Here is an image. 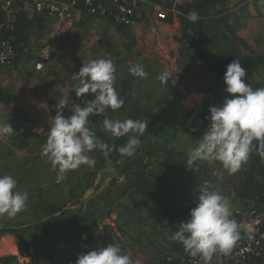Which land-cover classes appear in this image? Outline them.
I'll return each instance as SVG.
<instances>
[{
  "label": "rangeland",
  "instance_id": "374dc122",
  "mask_svg": "<svg viewBox=\"0 0 264 264\" xmlns=\"http://www.w3.org/2000/svg\"><path fill=\"white\" fill-rule=\"evenodd\" d=\"M225 4L224 7L216 6L217 8L211 11L215 17L212 28L219 32L226 31L230 35V29L226 26L229 24L240 37L248 41V45L251 43L255 47L256 39H264V16H258L264 3H261V0H226ZM144 16V19L132 28L130 34L125 36L111 21L92 18L64 31L59 38L51 35L49 23L44 17H28L30 20L34 19V26L30 25V29L25 31V42L21 43L25 46L20 51V55L23 53L20 61L15 65H0V84L16 96L13 106L0 105V123L8 122L14 128L13 134L0 137V176H13L18 182V190L28 192L29 199L23 212L15 218L0 217V221L32 224L42 207L50 201L62 203L67 200L70 188L77 185L83 174L97 171V165L100 169L103 168L100 159L104 158L94 150L88 153L96 161L94 168L81 166L78 170L68 172L66 179L61 183H56V172L47 158L41 155L42 146L46 143L47 133L50 131L51 119L57 114L58 101H66L64 115L67 118L72 115L76 104L84 106L87 101L94 99L92 94H86L85 97L76 96L73 88L79 82L73 80L72 75L77 74L83 64L97 59L111 60L115 65V88L124 100V105L115 111L109 108L106 112L108 115L91 116L89 119L95 134L111 136L103 129V120L106 117L111 120H126L134 106L138 105L143 112L154 111L167 102L165 97L168 93L169 100L173 99V91H168L167 86L162 87L157 79V76L167 69L174 73L175 84L171 87L182 92L180 104L187 110L183 116L195 134L180 133L177 142L170 145L171 157L175 156L174 160L155 158L148 170L152 173H163V170L168 172V168L178 164L179 169L186 171L182 175L184 180L178 187V190L181 188L182 191L175 198L184 205L197 204L198 188L205 182H209L213 190L218 191L230 202L232 210L238 205L228 181L233 174H229L219 162L210 164L197 161L189 168L186 157L183 156H189L190 151L198 147L199 140L202 139L201 133L195 132L202 125L198 116L201 112L198 110L206 95L202 89L204 84L208 86L206 83L214 82V77L208 76L207 72L197 66H189L187 53L182 52V45L174 37L175 33L180 35V13L174 18L175 24L167 23L170 27L166 28L159 27L160 22L156 23L154 13H144ZM240 17L243 18L240 20ZM235 18L239 19V22L234 21ZM168 32L173 35V39L167 36ZM46 54H49L48 61L44 60ZM137 64L144 66L148 73L147 79H138L130 74L129 69ZM260 80L261 74L255 73L251 76L253 86L260 85ZM127 81L133 85L129 93L132 94L131 98L121 95ZM222 103L219 100L214 106ZM105 169L97 173L100 172V175ZM110 179H106L104 186L109 184ZM72 183L75 184L72 186ZM88 190L95 191L93 187ZM122 204L125 208L119 207L109 217L104 218L101 228L110 225L115 229L118 236L116 244L123 254L132 257L134 264L136 261H139V264H149L152 261L160 264L163 256L167 255L164 251L170 250L168 242H173L170 232L177 231V226L158 217L153 206L140 205L135 210V205L126 199ZM67 218H71V214ZM100 234L98 230L95 231L97 240H100ZM139 235L142 238H139ZM0 254L16 257L17 264H34L31 257L20 254L17 239L13 236H7L0 242ZM65 263L66 261H63L60 264Z\"/></svg>",
  "mask_w": 264,
  "mask_h": 264
},
{
  "label": "trees",
  "instance_id": "16d2710c",
  "mask_svg": "<svg viewBox=\"0 0 264 264\" xmlns=\"http://www.w3.org/2000/svg\"><path fill=\"white\" fill-rule=\"evenodd\" d=\"M225 3L226 0H206L194 7L187 6L180 13V37L177 41L183 47L182 52H186V56L190 59L189 66H197L207 72L208 76L214 77V82L206 83L208 86L204 84L202 89L206 94L198 110L201 111L198 116L202 120V125L198 131H195L201 133V137L211 124L208 119L211 115L210 106L217 105L219 100L223 102V99L231 98L225 91L224 83V75L230 63L236 59L240 61L241 66L246 70V82L253 89L264 87V39L262 37L256 39L254 47L251 43L248 45V41L240 37L229 24L226 26L230 29V35L226 31L219 32L211 26L215 22L211 11L220 5L224 7ZM192 11L199 14V20L196 22H189L186 19L187 14ZM220 13L224 12L220 11ZM258 16L263 18L264 5ZM243 17L245 19V16ZM243 17H240V20ZM235 20L239 22V19L235 18ZM33 22L34 19L30 20L22 15L15 24V33L12 31L8 33L9 36L14 34L13 42L19 50V55L25 46L21 44L25 42V31L30 29V25L34 26ZM117 30L125 36L130 34L132 29L117 26ZM19 55L14 60V65L20 61L23 53L21 52L20 57ZM255 73L262 76L260 80L262 83L258 86H253L251 82V76ZM125 83L121 95L131 98L132 94L129 93L133 85L131 86L130 81ZM171 86L173 84L169 81L168 91L176 92V94L172 92L175 97L169 100L170 93H168L165 97L167 102L161 105L162 107L143 112L144 110H140L137 105L128 115L127 119L148 123V129L140 137L141 143L134 156L121 157L116 150L127 143V136L114 138L97 135L104 143L114 146L107 158L101 151L95 150L96 154L104 158L100 159V165L106 168L101 172V177L98 176L100 172L97 171L103 168L100 169L97 165V171L83 174L82 179L75 186H73L75 183H72L73 187L69 190L67 200L62 203L50 201L42 209L40 208L41 211L32 224L0 221V242L7 236H13L17 239L20 254L31 257L34 264H60L63 261H66L65 264H76L82 254L106 247L109 243L117 245L118 236L115 229L110 225L101 228V222L119 207L125 208L122 204L125 199L135 205V210L140 205L153 206L157 216L171 225L178 226L181 222L190 219V210L195 208L196 204L188 206L175 199L182 191L181 188L178 190V187L184 180L182 175L186 171L179 169L178 164H173L168 168V172L166 169L163 173H152L148 170L155 158L174 160L175 156L171 157L170 145L177 142L180 133L195 134L188 127L183 116L187 110L180 104L182 92L176 91L175 87ZM15 102L16 96L12 91L0 84V105L11 107ZM183 156L187 161L189 156L187 154ZM107 178H111V181L104 186ZM99 180L100 182L97 183ZM228 181L239 203L255 202L264 207V159L257 153L253 152L249 161ZM92 187L95 191L86 199L85 193ZM126 209L132 210L129 207ZM70 214L71 218H67ZM96 230L101 232L100 240L94 235ZM138 237L142 238L141 235ZM168 244L170 250L164 251L167 255L179 256L186 253L181 243L173 241ZM15 260L17 259L14 256L0 254V264H17ZM149 264L157 263L152 261Z\"/></svg>",
  "mask_w": 264,
  "mask_h": 264
},
{
  "label": "clouds",
  "instance_id": "9594fccd",
  "mask_svg": "<svg viewBox=\"0 0 264 264\" xmlns=\"http://www.w3.org/2000/svg\"><path fill=\"white\" fill-rule=\"evenodd\" d=\"M186 19L196 22L199 14L189 12ZM129 72L138 79L148 77L142 64L131 67ZM72 79L79 82L73 88L77 97L92 94L94 99L87 101L84 106L76 104L72 115L67 118L64 115L66 101L60 99L56 104L57 114L51 119L47 141L41 152L56 172V183H61L68 172L78 170L81 166L94 168L96 161L88 155L94 150L109 157L114 146H109L97 137L89 118L106 114L109 108L118 110L124 105V100L115 88L116 67L111 60H91L83 64L80 71L72 75ZM157 79L162 87L168 86L169 81L175 84L174 73L167 69ZM224 83L225 91L231 98H225L219 106H210V127L199 140L198 147L190 151L186 161L189 168L197 161L210 164L219 162L229 174H235L249 161L253 152L264 159V87L253 89L246 82V70L238 59L227 66ZM103 129L114 138L127 136V143L116 150L121 157H132L141 143L140 137L148 129V123L106 117ZM13 132L10 123H0V137ZM198 192V202L190 210V219L181 222L170 239L181 243L191 257H198L203 264H210L214 254L227 255L231 252L247 226L232 218L230 202L213 190L209 182L200 185ZM28 199V192L18 190V182L13 176H0V217L15 218L27 208ZM76 264L134 262L129 254L122 253L118 245L109 243L106 247L80 255ZM135 264H139V261Z\"/></svg>",
  "mask_w": 264,
  "mask_h": 264
},
{
  "label": "built area",
  "instance_id": "2783aa9c",
  "mask_svg": "<svg viewBox=\"0 0 264 264\" xmlns=\"http://www.w3.org/2000/svg\"><path fill=\"white\" fill-rule=\"evenodd\" d=\"M206 0H0V65L9 66L19 55L14 45L15 24L22 15L44 17L49 31L59 38L64 31L85 19L109 20L117 26L132 29L144 19V13H154L156 23H174L182 10ZM49 54L44 60L48 61ZM233 198L236 199L235 194ZM232 218L247 226L241 239L227 255L214 254L210 264H264V207L255 202L239 203ZM160 264H203L189 254H168Z\"/></svg>",
  "mask_w": 264,
  "mask_h": 264
},
{
  "label": "crops",
  "instance_id": "0c3cea01",
  "mask_svg": "<svg viewBox=\"0 0 264 264\" xmlns=\"http://www.w3.org/2000/svg\"><path fill=\"white\" fill-rule=\"evenodd\" d=\"M97 20H99V19H97ZM104 21H106V20H104ZM160 24V26L159 27H161V28H163V27H170V25L169 24H163V23H159ZM158 24V25H159ZM173 24H175V23H173ZM162 25V26H161ZM170 36V38L171 39H173L174 37H175V39L177 40V38L179 37V34L178 33H175V35H174V37H173V35H171V34H169V32L167 33V36ZM183 48V47H182ZM182 50V49H181ZM16 253V251L13 253V254H15Z\"/></svg>",
  "mask_w": 264,
  "mask_h": 264
},
{
  "label": "water",
  "instance_id": "95a60500",
  "mask_svg": "<svg viewBox=\"0 0 264 264\" xmlns=\"http://www.w3.org/2000/svg\"><path fill=\"white\" fill-rule=\"evenodd\" d=\"M100 177V175H99ZM111 180V179H110ZM93 193L92 190H88L86 193H85V198L87 199L91 194Z\"/></svg>",
  "mask_w": 264,
  "mask_h": 264
}]
</instances>
